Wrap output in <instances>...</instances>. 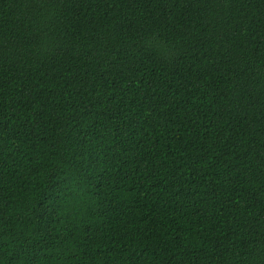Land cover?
I'll return each instance as SVG.
<instances>
[{"label": "trees", "instance_id": "obj_1", "mask_svg": "<svg viewBox=\"0 0 264 264\" xmlns=\"http://www.w3.org/2000/svg\"><path fill=\"white\" fill-rule=\"evenodd\" d=\"M0 264H264V0H0Z\"/></svg>", "mask_w": 264, "mask_h": 264}]
</instances>
